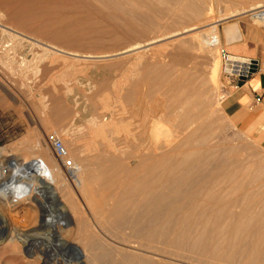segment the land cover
Returning a JSON list of instances; mask_svg holds the SVG:
<instances>
[{
  "label": "rangeland",
  "instance_id": "1",
  "mask_svg": "<svg viewBox=\"0 0 264 264\" xmlns=\"http://www.w3.org/2000/svg\"><path fill=\"white\" fill-rule=\"evenodd\" d=\"M63 1L0 0V164L18 159L17 170L36 176L45 163L57 180L58 196L57 202L35 191L18 200L0 196V235H9L0 242V264H116L104 253L132 245L138 251L134 219L128 216L143 215L140 182L133 183L137 146L151 141L155 123L171 138L179 136L180 123L169 120L177 112L181 120H192L199 102L217 145L264 155V145L238 130L221 105L232 91L226 62L264 60V26L249 13L241 15L264 6V0H185L193 10L204 9L198 17L192 11L188 25L181 18L183 0H153L164 11L160 25L134 38L111 32L76 2ZM172 2L182 3L176 6L181 14ZM216 22L217 35L209 33ZM230 26L242 34L232 44L226 41ZM212 37L219 38L220 48L204 44ZM137 46L142 49L123 54ZM56 139L74 163L91 171L88 186L78 188L59 163L52 147ZM168 139L161 135L158 142ZM16 175L11 172L5 183L19 180ZM132 184L136 190L130 193ZM62 242L81 250L83 263ZM86 245L103 251L88 258Z\"/></svg>",
  "mask_w": 264,
  "mask_h": 264
},
{
  "label": "bare ground",
  "instance_id": "2",
  "mask_svg": "<svg viewBox=\"0 0 264 264\" xmlns=\"http://www.w3.org/2000/svg\"><path fill=\"white\" fill-rule=\"evenodd\" d=\"M70 1H73L71 5L76 2L81 9L89 13L88 15L98 18L99 23L109 28L111 32L122 33L130 38H134L131 35H145L156 29L159 18L164 12L159 8L161 5H157L159 2H154L155 0ZM186 2L189 1L186 0ZM176 4L173 7H180ZM181 6L182 11L184 10L181 18L186 19L184 25H188L187 21L190 22L191 18L188 20V15L192 17V11L196 10V13H193L197 16L204 10L195 9V6L193 10L190 3ZM262 7L264 6L251 9L241 15L249 13L248 16H250L251 12ZM200 10L201 13H199ZM176 11H178L177 7ZM173 13H177L175 9ZM179 13L181 14L178 11L177 14ZM177 14L173 15L174 19H177ZM218 25L219 22L209 25L211 30L209 33H216ZM239 31L238 26L228 27L226 41L229 44L235 42ZM212 39L214 41L211 42ZM216 41L218 45L214 44V46L220 48L218 37L209 38L204 44L213 46V42ZM52 49L58 51L55 48ZM141 49L137 46L123 54ZM228 61L230 69L251 63L249 60L235 57ZM171 86L173 90L174 88L177 90L175 85V87ZM178 87L180 90V85ZM199 103L200 108L193 109L195 111L190 121L185 117L186 120L182 117L181 120L179 112L172 115L173 118L169 120V123H180L178 125L182 132L179 136L171 138L168 131L155 123L150 133L151 141H145L144 144L138 142L139 145H136L137 153L134 155L138 159L139 166L134 171L137 178L133 183L140 182L139 190L143 195L140 201L144 207L142 217L136 218V215L132 213L128 216L134 219L130 224H134L136 228L134 237L138 239L136 243L139 252L134 251L136 245L124 244L127 249L114 248L104 253L116 264H264V155L248 152V149L217 145L212 139L215 137L214 133L209 129L212 122L210 119H204L205 106ZM106 104L104 102V105ZM97 130L98 133L104 132L102 129ZM161 135L169 138L165 144L158 142ZM182 135L185 137L181 139ZM133 139L138 140L135 137ZM19 164L18 159L8 162L6 173L9 176L7 178L5 175L0 182L1 197L18 200L23 196H30L35 191L38 195H48L51 200L58 201L55 191L57 180L45 163H41L40 174L36 176H31L30 171L24 168L17 170ZM76 166L78 173L73 180L78 188H82L91 171L87 167L84 168L78 164ZM105 171L98 172L103 174L106 173ZM11 172L17 173L16 177L19 180L13 179L5 183ZM130 172L133 174L132 171ZM25 180L29 184H26ZM19 181L23 186L19 184ZM33 185H37V189ZM85 185H87L86 182ZM128 189L131 193L135 188L132 184ZM132 211L134 212V209ZM8 236L7 233H2L0 242L6 241ZM153 243H160L167 249H158L153 246ZM62 245L66 246L67 251L77 261L83 263L85 255L81 253V250L65 242H62ZM84 252L89 258V256L95 257L99 251L96 253L94 246L86 245Z\"/></svg>",
  "mask_w": 264,
  "mask_h": 264
},
{
  "label": "crops",
  "instance_id": "3",
  "mask_svg": "<svg viewBox=\"0 0 264 264\" xmlns=\"http://www.w3.org/2000/svg\"><path fill=\"white\" fill-rule=\"evenodd\" d=\"M236 38V41L242 38L240 31ZM253 61L258 62L257 72L244 79L237 78L221 105L238 130L264 145V60Z\"/></svg>",
  "mask_w": 264,
  "mask_h": 264
},
{
  "label": "built area",
  "instance_id": "4",
  "mask_svg": "<svg viewBox=\"0 0 264 264\" xmlns=\"http://www.w3.org/2000/svg\"><path fill=\"white\" fill-rule=\"evenodd\" d=\"M250 17L251 19H253L254 21L259 22L262 26H264V7L259 8L253 12L250 13ZM213 44L218 45V42H213ZM229 62V61H228ZM226 62V64L228 63ZM250 75V74H249ZM248 75V76H249ZM247 76V77H248ZM239 78L238 76H234V75H229L228 74V79L230 81L231 84H233V82ZM53 152L55 157L57 158V160L59 161V163L65 168L68 176L70 178H75L77 176L78 173V169L76 164L70 159L68 151L65 149L63 143L61 140L56 139L53 144ZM1 160V159H0ZM7 167H4L2 164H0V181L3 180L5 178V175H7Z\"/></svg>",
  "mask_w": 264,
  "mask_h": 264
},
{
  "label": "water",
  "instance_id": "5",
  "mask_svg": "<svg viewBox=\"0 0 264 264\" xmlns=\"http://www.w3.org/2000/svg\"><path fill=\"white\" fill-rule=\"evenodd\" d=\"M258 70V62L251 61L250 64H243L241 66H237L234 69H230V64H226V73L229 75L238 76L240 78H246L249 74H255Z\"/></svg>",
  "mask_w": 264,
  "mask_h": 264
}]
</instances>
